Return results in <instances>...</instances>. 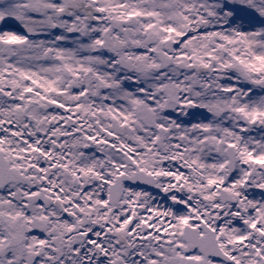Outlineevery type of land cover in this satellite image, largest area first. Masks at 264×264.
<instances>
[{
    "label": "snow or ice",
    "instance_id": "obj_1",
    "mask_svg": "<svg viewBox=\"0 0 264 264\" xmlns=\"http://www.w3.org/2000/svg\"><path fill=\"white\" fill-rule=\"evenodd\" d=\"M0 264H264V0H0Z\"/></svg>",
    "mask_w": 264,
    "mask_h": 264
},
{
    "label": "rangeland",
    "instance_id": "obj_2",
    "mask_svg": "<svg viewBox=\"0 0 264 264\" xmlns=\"http://www.w3.org/2000/svg\"><path fill=\"white\" fill-rule=\"evenodd\" d=\"M196 118H202L199 116V114H197V116L193 117V119H196Z\"/></svg>",
    "mask_w": 264,
    "mask_h": 264
}]
</instances>
